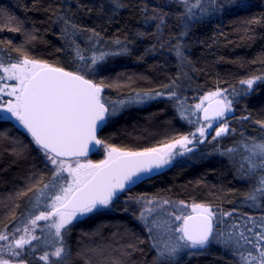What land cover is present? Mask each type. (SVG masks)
I'll return each instance as SVG.
<instances>
[{"label": "snow or ice", "instance_id": "snow-or-ice-1", "mask_svg": "<svg viewBox=\"0 0 264 264\" xmlns=\"http://www.w3.org/2000/svg\"><path fill=\"white\" fill-rule=\"evenodd\" d=\"M172 6L166 3L150 7L146 3L132 5L130 0H98L92 7L78 4L77 8L111 21L120 10L135 7L146 23L154 25L151 35L157 44L152 48L158 45L174 52L179 66L184 68L191 62L181 38L189 35L194 21L209 13H224L230 7L246 9L249 4L248 0H175V6L182 9L176 16L181 31L178 35L169 32L165 36L172 18L165 8ZM68 7L70 9L71 5ZM52 14L63 25L61 34L71 49L74 68L70 70L35 58L23 47L12 49L17 53L15 59L9 56L5 60L0 56V113L10 114L0 119L14 118L22 126L48 168L46 179L43 175L36 177L32 186L17 194L23 197L32 193L31 210L22 227L10 233L0 231V241L5 242L0 244V264H29L24 254L27 248L35 250L34 242L51 248L39 256L44 264H67L69 253L65 240L74 222L111 208L131 185L171 165L177 156L192 152L195 145L219 142L237 131L230 126L229 114L234 112L235 101L226 94L228 89L208 91L199 97L198 103L187 105L178 94L179 76L163 86L166 91L137 92L129 100H109L103 93L112 85L97 82L92 74L107 56L129 54L128 44L132 41L127 35L123 39L117 36L110 43L118 46L119 51L97 49V44L105 43L101 31L82 25L74 19V12L57 14L53 11ZM262 22L264 16L246 21L249 25ZM5 30L23 32L26 41L37 39L34 33L23 30L18 18L11 14L5 17L0 12V31ZM85 34L91 46L90 57L85 56L77 43ZM138 35L143 37L144 33ZM181 74L187 77V72ZM258 82H264V75H254L239 83L246 85L242 91L247 94ZM240 94L235 89L231 93L232 96ZM165 95L174 101L180 119L198 125L194 132L139 150L117 146L101 137L100 132L109 120L128 104H143ZM250 118L242 116L240 119ZM255 123L264 129V120ZM240 136V141L220 154L227 156L240 178L251 185L245 200L254 207H261L264 206V135L256 138L240 133ZM0 139L7 137L0 136ZM98 149L103 150L104 158L89 159V153ZM12 154L20 157L22 152L14 147ZM134 202L140 205L136 218L143 222L148 242L155 252L152 264H186L185 258L212 255L213 247L233 257L232 264H264V216H246L242 222H237L233 218L235 210H220L219 206L208 203L187 205L184 201L147 197H137ZM229 218H233L231 223ZM41 221L43 225L39 224ZM45 229L47 235L42 240L37 233H44ZM127 248L136 249V245L129 243Z\"/></svg>", "mask_w": 264, "mask_h": 264}, {"label": "trees", "instance_id": "trees-1", "mask_svg": "<svg viewBox=\"0 0 264 264\" xmlns=\"http://www.w3.org/2000/svg\"><path fill=\"white\" fill-rule=\"evenodd\" d=\"M132 5L146 3L151 6L164 4L159 0H130ZM239 2V0H237ZM98 0H0V12L18 18L25 32L34 33L37 39L25 40L23 32L0 31V56L5 60L17 57L13 48L23 47L33 57L47 60L68 69L74 68L71 49L68 47L53 11L57 14L74 12V19L88 28L101 31L105 43L96 47L103 51L117 52L119 47L110 41L125 35L132 41L129 54L109 55L96 66L92 74L97 82L104 81L103 95L109 100L128 99L137 92L166 91L163 86L178 76V94L186 104L195 103L200 96L216 88L228 89L234 99V112L230 126L236 133L217 141L201 144V148L176 160L172 166L153 175L127 190L126 194L137 197L164 198L185 203H208L220 210L254 214L255 210L245 200L250 184L240 178L229 159L220 151L241 140L240 133L251 137L262 133L256 120H264V82L254 85V90L244 94L246 85L239 82L254 75H264V22L247 24L252 17L264 16V0H248L246 9L230 7L224 13L199 18L187 37H183L190 66L181 68L174 52L157 45L152 23H146L135 7L122 9L111 21L95 13L79 11L78 4L92 7ZM68 5H71L69 9ZM182 9L175 6L165 8L172 14L169 32L178 35L181 28L176 16ZM7 22V21H5ZM138 33H144L140 37ZM86 35L77 40L85 56L91 54L87 48ZM84 40V41H83ZM8 41L12 43L9 44ZM82 63V62H81ZM187 72V77L181 73ZM240 95L232 96V90ZM242 116H250L247 121ZM196 125L180 119L174 101L164 97L150 103L127 105L111 118L100 132L102 138L120 147L139 150L153 147L172 137L193 132ZM0 231L23 226L31 210L29 198L17 194L32 186L36 177L48 176L41 154L31 144L30 136L11 119H0ZM18 148L22 155L12 154ZM102 149L90 158L99 160ZM123 195V194H122ZM121 195V196H122ZM264 211V206L261 207ZM7 225V228H5ZM66 237L68 247L67 264H152L155 252L148 242L146 229L131 214L117 211H100L75 222ZM140 241H144L141 243ZM132 243L136 249H128ZM41 251V249H38ZM212 255L185 258L186 264H232L233 257L219 247L211 249ZM129 252L130 255H122Z\"/></svg>", "mask_w": 264, "mask_h": 264}, {"label": "rangeland", "instance_id": "rangeland-1", "mask_svg": "<svg viewBox=\"0 0 264 264\" xmlns=\"http://www.w3.org/2000/svg\"><path fill=\"white\" fill-rule=\"evenodd\" d=\"M145 1H150V0H145ZM159 1H160L161 3L164 2V4L167 3V4H172V5H173V4L175 3V0H159ZM208 15H211V13H209ZM205 16H207V15H204V16H202V17H205ZM200 18H201V17H200ZM78 39H79V38H78ZM83 41H84V40H83ZM77 43H78V41H77ZM90 47H91V46H90V45L88 44V42H87L86 48L89 50ZM97 49H99V47H97ZM89 51H91V50H89ZM90 53L92 54V52H90ZM91 54L87 55L86 57H90ZM97 54H99V53L97 52ZM226 94L229 95V98H230V99H232V98L230 97V93H226ZM133 96H135V95H133ZM133 96H132V97H133ZM130 98H131V97H129L128 99H123V100H129ZM157 98H158V97H157ZM152 100H153V99H152ZM152 100L146 101V102L143 103V104H133V105H139V106H142V105H145V104L150 103ZM198 102H199V99H198L195 103H198ZM195 103L193 102V103H191L190 105H193V104H195ZM128 105H132V104H128ZM5 115H10V114L0 113V117H3V116H5ZM232 115H233V113H230V114H229V118H230V116H232ZM192 119H195V117H192ZM230 121H231V120H230ZM19 126H20V125H19ZM21 127H22V126H21ZM196 127H198V125H196ZM193 132H194V131H193ZM213 134H214V133H213ZM262 135H264V131H263L262 133L257 132V133H255L254 135H252L251 137L260 138ZM245 137H248V136H245ZM209 140H210V137H209ZM205 143H208V142L206 141ZM190 147H193V146L190 145ZM200 148H201V144L195 145V146H194V150H193L192 152H190V153H186V154L183 155V156H177V157L173 160L172 164L169 165V166H166V168H169L170 166H172L173 163H174L176 160H178V159H180V158H183V157H185V156H187V155H189V154H191V153H195V152L198 151ZM102 151H103V150H102ZM220 152H221V151H220ZM222 156H223V155H222ZM223 157H225V158L228 159L227 156H223ZM103 158H104V153L102 152V155H101L100 159H103ZM89 159H91V158L89 157ZM100 159H99V160H100ZM237 159H239V157H237ZM91 160H93V159H91ZM93 161H98V160H93ZM243 180H245V179H243ZM245 181H246V180H245ZM126 193H127V192L125 191L124 193H122L123 195L120 194L119 199L115 201L114 205H113L111 208H109V209H102L101 211L109 212V213H116V212L119 210V211H122L123 213L125 212V213H127V214H131V215L134 216V218H135V220L137 221V223H139L140 225H142L143 228H145L143 222L139 221V220L136 218V217L139 215L140 205H139V204H136V203L134 202V201H135V198H137V197H143V196H137V197H134V196L128 195V194H126ZM121 195H122V196H121ZM129 197H132L133 199L130 200ZM147 198H150V197H147ZM151 199H164V198H151ZM174 202H177V203H178V201H174ZM185 204L190 205L191 203H185ZM249 206L252 207V208L255 210L254 214L242 215V214H240V212H238V213H234V217H233V218L237 219V222H242V221L246 218V216H251V217H253V218H259V217H261V216H264V211L261 210V209H262L261 207H263V206H261V207H254V206H252V204H250ZM125 209H127V211H125ZM188 211H190V208L188 209ZM89 215H91V214H89ZM89 215H88V216H89ZM83 218H85V217L80 218V220L83 219ZM233 218H229L228 222L231 223ZM76 222H77V221H76ZM74 223H75V222H74ZM39 224L43 225L44 222L41 221V222H39ZM20 227H22V225H21ZM221 227H224V226L221 225ZM12 231H14V229H13V230H5V231H2V232L10 233V232H12ZM146 232H147V231H146ZM37 234L41 235L42 240H43V237L47 235V229H45L44 233H37ZM147 234H148V233H147ZM65 242H66V240H65ZM4 243H5V242L0 241V244H4ZM34 245H35V250H33L32 248H27V249L25 250L24 259H26V260L29 262V264H44L43 261L39 260V256L42 255V254H43V251H45V250H49V251H51V248H50L49 246L43 244L42 242H34ZM38 249H41V251L38 250ZM9 258H10V257H9Z\"/></svg>", "mask_w": 264, "mask_h": 264}, {"label": "water", "instance_id": "water-1", "mask_svg": "<svg viewBox=\"0 0 264 264\" xmlns=\"http://www.w3.org/2000/svg\"><path fill=\"white\" fill-rule=\"evenodd\" d=\"M13 119H14V118H13ZM98 151H99V149L90 152V153H89V157H91L93 154H95V153L98 152ZM89 157H88V158H89ZM165 169H166V167H164V168H162V169H160V170H157V171H153V173H151L150 177L153 176V175H156V174L161 173V172L164 171ZM147 178H149V177H144V178H142L141 180L137 181L136 184L131 185L130 188L133 187V186H135V185H137V184H139V183H141L142 181L146 180Z\"/></svg>", "mask_w": 264, "mask_h": 264}]
</instances>
